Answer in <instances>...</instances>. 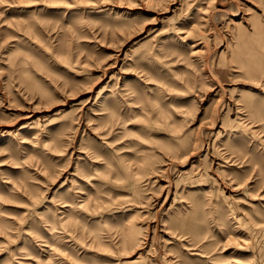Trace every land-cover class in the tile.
<instances>
[{"label": "rangeland", "instance_id": "1", "mask_svg": "<svg viewBox=\"0 0 264 264\" xmlns=\"http://www.w3.org/2000/svg\"><path fill=\"white\" fill-rule=\"evenodd\" d=\"M0 264H264V0H0Z\"/></svg>", "mask_w": 264, "mask_h": 264}]
</instances>
